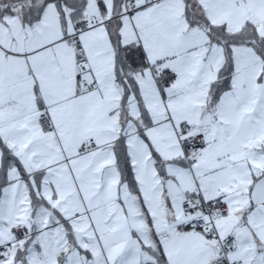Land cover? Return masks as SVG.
<instances>
[{
    "label": "snow or ice",
    "instance_id": "6c2138e0",
    "mask_svg": "<svg viewBox=\"0 0 264 264\" xmlns=\"http://www.w3.org/2000/svg\"><path fill=\"white\" fill-rule=\"evenodd\" d=\"M0 264H264V0H0Z\"/></svg>",
    "mask_w": 264,
    "mask_h": 264
}]
</instances>
